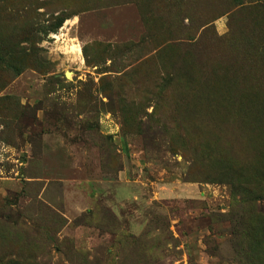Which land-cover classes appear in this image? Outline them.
Listing matches in <instances>:
<instances>
[{"label":"rangeland","instance_id":"1","mask_svg":"<svg viewBox=\"0 0 264 264\" xmlns=\"http://www.w3.org/2000/svg\"><path fill=\"white\" fill-rule=\"evenodd\" d=\"M0 45V264H264V0H0Z\"/></svg>","mask_w":264,"mask_h":264},{"label":"trees","instance_id":"2","mask_svg":"<svg viewBox=\"0 0 264 264\" xmlns=\"http://www.w3.org/2000/svg\"><path fill=\"white\" fill-rule=\"evenodd\" d=\"M203 14H200V16L198 17V19H200V17H202ZM66 17H59L54 23L53 25L51 26V29L54 31L56 28H58L59 26H61L62 22L64 21ZM191 22H192V17H191ZM210 22V19L209 18H206V24H209ZM3 45H0V51L3 49L2 47ZM88 51H89V47L88 46H84L83 47V52L86 55H88ZM16 63V62H15ZM16 67H19V66H16ZM20 71V69H18Z\"/></svg>","mask_w":264,"mask_h":264}]
</instances>
